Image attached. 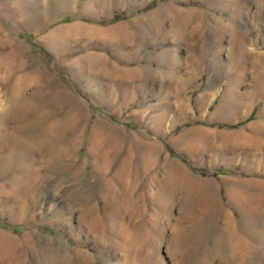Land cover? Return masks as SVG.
<instances>
[{
    "label": "rangeland",
    "instance_id": "374dc122",
    "mask_svg": "<svg viewBox=\"0 0 264 264\" xmlns=\"http://www.w3.org/2000/svg\"><path fill=\"white\" fill-rule=\"evenodd\" d=\"M238 47L264 53V0H0V264H223L226 228L264 264V92Z\"/></svg>",
    "mask_w": 264,
    "mask_h": 264
},
{
    "label": "bare ground",
    "instance_id": "6f19581e",
    "mask_svg": "<svg viewBox=\"0 0 264 264\" xmlns=\"http://www.w3.org/2000/svg\"><path fill=\"white\" fill-rule=\"evenodd\" d=\"M166 11L168 12V15H170L169 20H173L174 28L171 31V33L173 34V36L175 38H180V39H184V40L188 41L191 38H196L197 37L198 31H199L198 28L194 27L193 30H195V31H192V32H189V30H188V26L191 24L192 18H193L192 15L189 12H183L182 10L179 11V10H176V9H173V8H169V9L166 8ZM195 32L197 34H195ZM231 56H232V59H231L232 61H235V60L237 61V64L240 67V71L241 72H245V70L248 69V68L250 70L251 69L259 70L258 73L256 71H253V73L256 72L255 74H253V77H252V83H253V85L255 87V90L253 91L251 96H253V98H256L257 96H260L264 92L263 91L264 89L262 88L261 83H260L258 78H259V75L261 74V71H264V53H262V54L260 53L259 54L257 52L256 53L249 52V51L245 52L244 49H242L241 47H238V48H234V49L231 50ZM197 62L198 61H196V64H197ZM93 65H95V67H96V63H94ZM176 67L177 68H175V69L172 68V70H169V76L168 77H170V79H171L170 81L171 82H175L177 79H181V78H179V73H178V69L180 68V66L176 65ZM242 77H243L242 74L237 76L236 77V82L237 83H241L243 81ZM23 127L26 128L25 124L23 125ZM21 129L23 130V128H21ZM42 139H44V138H42ZM36 142L40 143V139L38 138L36 140ZM45 143H46V141H45ZM41 144H43V142ZM187 183L191 187L196 184L193 180H189ZM262 199H263L262 195L255 196V197H252V198L249 197V198H247V202H249V204L246 207H248L249 210L252 211V210H254L255 208H257L259 206V204H260ZM240 204H241V201H240ZM250 211H249V213H250ZM245 213L248 214V211H246ZM93 214H94V207H92V209H90V217H93ZM248 219H249V217H248ZM250 225H252V224H250ZM220 236H222V239L225 241L226 247H227L228 252H229V256L225 258V260H224L225 262L223 261L224 262L223 264H247L248 263V255L251 254L250 253L251 251H253V250H251L252 248L250 247V243H248L249 241L247 242V240H245L246 238L245 239H244V237L242 238L241 235H239L235 230H232V229H229V228L228 229L226 228L225 229V234L224 235L220 234ZM263 238H264V236H263ZM222 239H221V241H222ZM256 247H258V245ZM77 259H78V257H77ZM72 260L73 259H71V261ZM203 262L205 263L206 261H203ZM86 264H87V262H86Z\"/></svg>",
    "mask_w": 264,
    "mask_h": 264
},
{
    "label": "crops",
    "instance_id": "0c3cea01",
    "mask_svg": "<svg viewBox=\"0 0 264 264\" xmlns=\"http://www.w3.org/2000/svg\"><path fill=\"white\" fill-rule=\"evenodd\" d=\"M121 75V74H120ZM123 76H126V75H123Z\"/></svg>",
    "mask_w": 264,
    "mask_h": 264
}]
</instances>
